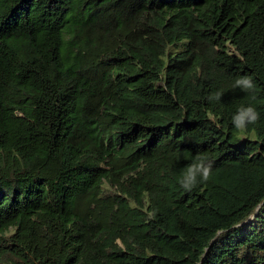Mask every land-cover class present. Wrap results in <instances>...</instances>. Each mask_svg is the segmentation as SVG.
<instances>
[{
	"label": "trees",
	"instance_id": "trees-1",
	"mask_svg": "<svg viewBox=\"0 0 264 264\" xmlns=\"http://www.w3.org/2000/svg\"><path fill=\"white\" fill-rule=\"evenodd\" d=\"M0 264H264V0H0Z\"/></svg>",
	"mask_w": 264,
	"mask_h": 264
},
{
	"label": "clouds",
	"instance_id": "clouds-1",
	"mask_svg": "<svg viewBox=\"0 0 264 264\" xmlns=\"http://www.w3.org/2000/svg\"><path fill=\"white\" fill-rule=\"evenodd\" d=\"M250 93L255 89L253 80L248 76H241L235 80L233 90ZM223 93H216L210 99H220ZM260 118L256 108L240 106L231 117L233 127L241 132L245 131L250 124L256 123ZM213 161L202 155H196L194 162L189 163L183 170L178 183L186 191L191 192L199 183H206L212 175Z\"/></svg>",
	"mask_w": 264,
	"mask_h": 264
}]
</instances>
